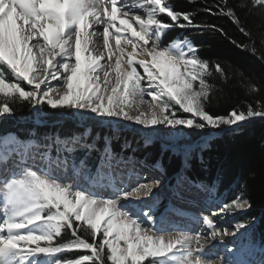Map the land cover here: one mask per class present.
I'll use <instances>...</instances> for the list:
<instances>
[{"label":"snow or ice","instance_id":"snow-or-ice-1","mask_svg":"<svg viewBox=\"0 0 264 264\" xmlns=\"http://www.w3.org/2000/svg\"><path fill=\"white\" fill-rule=\"evenodd\" d=\"M215 9L249 38L252 33L237 9L246 14L258 10L264 19V0H236L234 5L223 0ZM204 10L214 14L211 7ZM165 15L168 21L161 18ZM194 16L175 11L167 0H0V118L14 114V105L28 103L35 117L30 122L39 125L46 114L37 110L47 105L80 123L99 118V124L117 133L103 138L102 150L97 148L99 135L87 142L90 130L64 138L57 133L55 156L50 143L21 141L14 133L0 137V264H251L247 256L256 245L250 233H241L249 243L228 249L224 238L229 233L213 218L250 210L246 185L223 202L214 199L219 178L207 185L186 171L193 153L204 163L203 152L213 138L264 118V101L248 104L246 111L209 113L214 90L209 78L226 83L225 68L201 58L199 46L187 37L167 44L163 40L175 27L201 34L218 31L227 37L215 25L196 24ZM229 39L264 67V49L258 53L256 40L244 44ZM260 43L264 45V33ZM24 84L31 87L26 90ZM259 91L256 83H248L247 94ZM141 105L148 111H141ZM120 120L152 130L144 137L145 146L157 126L212 130L198 143L186 145L177 142L186 134L174 133L153 164L138 161L163 176V152L181 156V167L171 178L175 183L168 185V210L174 215L183 211L171 199L183 202L186 191L206 193V207L219 205L211 215L195 218V226L202 224L206 231H173L165 226L164 216L156 215L161 198L154 188L160 179L139 183L143 177L134 166L136 158L117 157L111 147ZM29 135H36L34 128ZM130 146L125 141L122 152ZM78 151L85 154L77 157ZM93 151L100 153L99 159L89 164ZM249 227L247 221H238L232 235ZM216 241L224 244L226 257L213 259ZM72 252L77 257L66 255Z\"/></svg>","mask_w":264,"mask_h":264},{"label":"trees","instance_id":"trees-1","mask_svg":"<svg viewBox=\"0 0 264 264\" xmlns=\"http://www.w3.org/2000/svg\"><path fill=\"white\" fill-rule=\"evenodd\" d=\"M167 2L175 11L195 13L196 24L215 25L227 33L225 37L218 31L209 30L201 34L196 29L175 27L163 37L165 44L172 38L179 37L183 40L187 37L194 45L199 46L198 54L201 58L219 61L225 68L228 73L226 83H222L216 77L209 78V83L214 85L208 105L209 113L227 115L234 108L246 111L248 104L255 106L257 100L264 101V67L248 52L241 51L229 39L244 44L250 43V40H256L258 53L264 49V45L260 43L261 33H264V19L260 17L259 11L246 14L237 9V14L240 15L245 27L252 33L249 38L241 34L229 18L216 12L215 5L223 4V0H193L191 3L189 0H167ZM235 3L236 0H229L230 5ZM206 7L213 8L214 14L206 12L204 10ZM161 18L165 21L169 19L166 15ZM5 71L8 70L5 69ZM250 81L259 86L258 94H247V85ZM14 108V114L0 118V137L14 133L21 141L35 139L41 145L50 143L54 154L56 152L53 146L57 133L64 138L73 134L83 135L86 130H90L87 142L91 143L99 135L97 148L100 150L105 146L103 138L106 135L109 137L117 135L111 127L99 124V118L80 123L75 117L71 115L61 117L56 110L44 105L37 111L46 115L42 122L36 125L30 122L35 117L34 110L28 103L14 105ZM33 128L36 132L34 137L29 135V131ZM183 131L187 138H181L180 145L196 144L201 137L208 136L212 130L184 129ZM46 135H50L52 139L45 140ZM125 141L130 142L131 146L122 152L121 145ZM161 145L160 142H154L145 146L135 131L124 130L122 127H119L118 138L111 141V147L117 157L121 154L124 157L131 155L149 164H153L161 157ZM84 154V151L76 153L77 157ZM99 155L98 151H93L88 163L97 162ZM162 155L164 176L166 180L172 181L174 172L181 167V156L172 155L171 151H165ZM195 155L193 153L191 168L187 169L186 174L192 180L204 182L207 185H211L219 178L215 199L228 202L241 191V185H246L245 195L251 201V209L228 217L234 223L247 221L250 227L244 230L250 233L251 241L256 245L255 248L262 251L264 248V118H254L236 131H228L213 138L203 152V164L195 158ZM66 255L75 258L78 253L72 252Z\"/></svg>","mask_w":264,"mask_h":264},{"label":"rangeland","instance_id":"rangeland-1","mask_svg":"<svg viewBox=\"0 0 264 264\" xmlns=\"http://www.w3.org/2000/svg\"><path fill=\"white\" fill-rule=\"evenodd\" d=\"M134 11H136V10H134ZM140 12L142 13V10H140ZM140 71H142V70H140ZM52 83H53V85H55L57 82H56V81H53ZM24 86H26L27 88H30V87H31V86H29V85H27V84H24ZM146 99L151 100V97H146ZM140 110H141V111H144V112H147V111H148L147 105H141V106H140ZM131 114H132V115H136L137 113L132 112ZM183 115L186 117V116H188L189 114H183ZM253 119H254V118H253ZM253 119H251V120H253ZM251 120H250V121H251ZM125 125H127V127H125ZM119 127L124 128V130L135 131V132L141 137L142 143H144V137H145V135H146L147 133H149V132L152 131L151 129H145V128H143V127L140 126V125H136V124H135L134 122H132V121H126V120H120V122H119ZM111 129H112V128H111ZM112 130H113V129H112ZM183 130H184L183 128H169V127H166V126H157V127H156V130H155V132H154V134L152 135V142H151V143H154V142H160L161 144L171 143V137H172V135H173L174 133H178V132H183V133H184ZM180 140H181V138L177 141L178 144H179ZM57 147H59V146L55 144V145L53 146V149L56 150ZM142 177H145L146 179H148V180L145 179L146 183L152 182L153 179H155V178H159L161 182H160L158 185H156V188H158V187H160V186H165V187L168 189V185H165L166 181L164 180V178L161 176V174H160L158 171L153 170V172H148V173H146V175H143ZM141 180H142V179H141ZM141 180L139 181V183H142ZM174 183H175V182H174ZM163 189H164V188H163ZM161 191H162V189H161ZM164 191H166V190L164 189ZM155 193H156V195L159 194L157 191H156ZM185 193H186V194L195 193V190L192 189V190H190V191H186ZM164 194H165V193H164ZM169 194H170V193H169ZM165 195H166V194H165ZM197 195L199 196V199H198L199 202H198V201L195 202V201H193L192 199H191L190 201L193 202V203H198V204H200L202 207H205V206H206V205H205V198H206V195H207V194L204 193V192H201V193L198 192ZM204 196H205V198H204ZM188 199H189V197H188ZM178 204L181 205V206H184V208H187V207H188L187 204H184V202H181V201H178ZM189 207L192 208V209H193V207H194V209L197 208L196 206H193V204L190 205ZM211 207H217L216 210H215V211H217L219 205H218V204H217V205H212ZM187 209H188V208H187ZM167 210H168V208H164V209H162V208L158 207V209H157V211H156V215H157L158 217H160L161 215H163L164 213H166ZM161 211H162V212H161ZM200 211H201V210H200ZM198 213H199V212H198ZM224 218L229 220V221H227V223L225 224V226L228 227L227 231L230 232L229 235L233 236L232 233L236 231V230H234V229H235V228H234V224H235V223L232 222V220H231L228 216H226V217H224ZM167 223H168V222H167ZM165 226H167V225H165ZM229 227H230L231 229H230ZM232 228H233V229H232ZM195 229H197V226H195ZM198 229H199V228H198ZM222 230H224V228H222ZM199 231H201V229H199ZM245 232H246V231H245L244 229H241L240 232H237L236 234L239 233V234L241 235V233H245ZM233 238H234V236H233ZM233 238L225 239V241L228 242L227 244L233 246V248H234V247H235V248H239V247H241L242 244H247V243H249V238H248V237H245V236H242V235H241V239L238 240V241H235ZM251 252H253V253L256 254L254 257H251V259L260 256L261 262L264 261V251H259V250H256V249L254 248V249H252ZM227 254H228V253H226V252H221V254H219V253H215V252H214V255H216V259H220V258H222V257H226ZM247 258L249 259V257H247ZM261 262H260L259 264H261Z\"/></svg>","mask_w":264,"mask_h":264},{"label":"bare ground","instance_id":"bare-ground-1","mask_svg":"<svg viewBox=\"0 0 264 264\" xmlns=\"http://www.w3.org/2000/svg\"><path fill=\"white\" fill-rule=\"evenodd\" d=\"M129 2H131V0H129ZM140 11V10H139ZM136 166L138 167H141V168H145L146 170H148L149 172L153 171L152 169L148 168V167H144V166H141L138 162L135 164ZM129 166V165H128ZM143 176V175H142ZM145 177L142 178V183H146L145 181ZM148 180V179H146ZM135 186V185H134ZM166 191H164V189ZM162 189V191H161ZM192 190V189H191ZM193 190H195V193H197V190L193 188ZM158 192L159 194L157 196H159L161 198L160 200V203H159V207L164 209V208H168L169 207V202H170V196L171 194H169V191L168 189L165 187V186H160L158 188H154V194L156 195L155 192ZM166 195H165V194ZM201 193V192H200ZM186 198V197H185ZM178 200H176L175 198H172L171 199V204L174 205L177 209H181L183 208V206L181 205H178L176 204ZM184 202L188 205V209L185 211V212H181L179 215H174L171 211L167 210L166 213H164V217L166 218V220H168L170 217H171V221L175 224H179L177 227H170L171 229H173V231L175 230H179V229H188V228H195V218L196 217H201L202 215H211L212 212H214L216 210L217 207H204V209H202L201 211H198L197 208L193 209L189 207V205H192L191 202L187 201L186 199L184 200ZM192 211H197L199 212V214H191V215H187L185 213H188V211L190 210ZM0 215H2V212H0ZM216 222H217V227L222 230V228L224 229H228L227 226H225V224L227 223V221H229L228 219H220L219 217H213ZM230 228V227H229ZM231 229V228H230ZM233 229V228H232ZM235 230V229H234ZM196 231H199V229H197ZM203 231H206L205 229H203ZM228 233H230L228 231ZM167 234V233H166ZM230 238H233V236L231 235H228L224 238L225 239H230ZM235 241H238L241 239V235L238 233L234 236L233 238ZM215 243L220 244L221 242L219 241H216ZM215 253H219L221 254L222 250L219 249L218 247L214 250ZM252 252L250 253V255H248L247 257H249V260L251 261V264H259L261 262V259L259 258L258 260L256 259H251L250 256H252ZM213 259H216V255H213Z\"/></svg>","mask_w":264,"mask_h":264}]
</instances>
